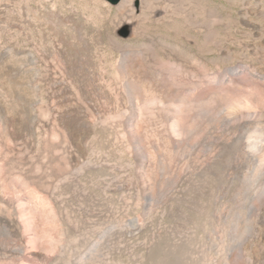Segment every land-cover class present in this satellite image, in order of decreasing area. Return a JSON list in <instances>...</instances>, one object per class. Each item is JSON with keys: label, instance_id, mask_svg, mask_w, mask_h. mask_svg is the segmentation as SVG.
I'll return each mask as SVG.
<instances>
[{"label": "rangeland", "instance_id": "rangeland-1", "mask_svg": "<svg viewBox=\"0 0 264 264\" xmlns=\"http://www.w3.org/2000/svg\"><path fill=\"white\" fill-rule=\"evenodd\" d=\"M171 1L150 0L139 17L104 0H0V264H259L254 217L241 196L254 172L229 183L230 171L210 164L213 137H231L225 117L213 125L221 131L206 119L184 130L178 114L166 124L142 105L182 95L176 79L197 83L193 97L205 92L203 80L177 70L171 59L179 50L207 66L209 93L236 98L237 110L254 109L241 95H264V74L249 73L264 62V0H205L207 37L188 20L201 22L203 11ZM129 21L135 31L124 36ZM159 58L173 62L170 72ZM248 111V121L264 115ZM263 148L264 139L262 157ZM203 159L207 166H198ZM197 170L178 196L177 180ZM7 218L19 222L17 233Z\"/></svg>", "mask_w": 264, "mask_h": 264}, {"label": "bare ground", "instance_id": "bare-ground-1", "mask_svg": "<svg viewBox=\"0 0 264 264\" xmlns=\"http://www.w3.org/2000/svg\"><path fill=\"white\" fill-rule=\"evenodd\" d=\"M168 1V0H167ZM171 1V0H170ZM174 0H172L171 2H173ZM190 1L189 3L194 4L195 7L199 8L200 10L203 11L204 13V19L200 22V20H196L195 17H192L190 16L189 17V23L192 24V25H195L199 28H202V30L204 31V36L207 37V35L209 34V23H210V18L207 16L209 15V6L208 4L206 3L205 0H188ZM185 2V1H184ZM135 3V4H134ZM150 0H121L120 3L118 4V7L119 9H126V8H130L132 13H136V12H140L141 16L139 17H143L146 15L147 13V10H150ZM175 3V2H173ZM133 4L135 5V7L133 8ZM189 5V4H188ZM192 5V8H194ZM172 6V5H170ZM170 6H167V7H164L162 10V14L165 16V18H167V20L169 19V11L171 10V7ZM173 7V6H172ZM175 7V6H174ZM177 8V7H176ZM153 10V9H152ZM156 10V9H155ZM177 10V9H175ZM179 10V8H178ZM178 10L176 12H178ZM173 12V10H171ZM180 11V10H179ZM182 11V10H181ZM155 12V11H154ZM179 13V12H178ZM177 13V14H178ZM172 15V14H171ZM179 15V14H178ZM192 15V14H191ZM136 16V15H135ZM174 16V15H173ZM187 16V15H186ZM185 16V17H186ZM210 16V15H209ZM172 17V16H170ZM207 17L209 19H207ZM132 18V17H131ZM164 18V17H163ZM181 18V17H180ZM163 20V19H162ZM166 20V19H165ZM167 20L165 23H167ZM174 20V19H173ZM134 21H129L128 22V27H129V31L131 33H133L135 31V28H134ZM176 22V21H175ZM174 22V23H175ZM182 22V21H180ZM186 22V21H185ZM172 23V22H171ZM188 23V22H187ZM186 23V24H187ZM184 24V23H183ZM127 25V24H126ZM190 26V25H189ZM260 30V29H259ZM134 34V33H133ZM151 37V36H150ZM149 39V38H148ZM153 40V38H152ZM156 44V43H155ZM161 44V43H160ZM163 43L160 45L162 46ZM173 46V45H172ZM151 47V46H150ZM165 47V46H164ZM169 48L171 46H168ZM160 48V47H158ZM163 50H165V52L167 53H170L169 49L168 48H163L161 47ZM147 49V48H146ZM145 49V50H146ZM148 50V49H147ZM146 50V51H147ZM173 50V48H172ZM145 51L144 54H146L147 52ZM159 51V50H158ZM177 52V51H176ZM175 53V52H174ZM152 54V52H151ZM154 54V53H153ZM157 55V54H156ZM165 55V54H164ZM168 55V54H167ZM150 55H148V59H150L151 57H149ZM170 57V55H168ZM174 56V55H172ZM143 57H146V56H143ZM160 57V56H159ZM168 58V61H170V58ZM172 58V57H171ZM154 59V57L152 58ZM160 59V58H159ZM189 56L185 55L184 53H182L181 51L178 50V54L176 53L175 56H174V59H171V60H174L176 63L174 65L177 66V70L180 71H184L185 73H188L190 74L192 77L191 78H195L197 80H203V83H205V87H206V90L205 92L202 94V95H199L198 97L196 96H192V92L194 91V89L196 88V85L197 83L196 82H188L189 80L187 79V82H182V81H179L176 80L173 82V85L176 89L178 90H181L179 94H182V95H179L175 100L173 99H170V97H168L169 95L171 94H168V96H166L164 98V94L163 95H160V96H163V100L162 98L158 99L157 97H153L154 100H151L150 101H147V102H144L143 103V107H142V110L144 109L146 112L148 111L150 114H152V112L156 114V112L160 113L161 116H159L160 118L162 119H165L166 120V124L168 123V118L170 119V117H176L178 119V115L180 117H182V119L179 120L178 124H176L177 126H180V129H184V130H192V127L194 128L195 125L198 126L201 122H203L204 119H206V121L208 122V125L211 129H217V127L219 128L220 126H218L217 124V127L213 128V125L216 124L215 122H218L220 119H222V117H225L226 121H223L224 122V126L225 128L228 130V132L231 134V137L229 140L227 141H221V140H218L217 137L214 139H212V141L210 143H214L216 144L217 146V154L214 155V159L210 162V164H222L221 167H222V170L224 171H230V174H229V177H227L228 179L231 180V182L229 183H232V182H236L237 180H239V174L241 172H243L244 170L247 171V172H250V171H253L254 172V175H250V178L247 177V179H245L244 181H242L243 183V191H241V196H242V200H243V204L244 205L243 207L245 208L246 207V211H248V213L252 214L253 217H254V223L255 224V238L257 240V246H258V249H257V261L259 264H264V157L260 156L259 155V148L261 146V141L262 139H264V115L263 113H260V115H258V118H255V120H252V121H248L247 119H244L242 118V114H244L245 112H254V111H264V95H251L250 94H247V95H241L243 101H247L248 104H252V108L254 109H245V107L243 108V110H237V107L236 105H234L233 103L236 102V98L234 99L235 102H230L231 100H233L231 98V100L229 101L226 97L222 96V95H216V94H213L214 92H211L209 93V91H211V86L210 85H213V81H211V76L209 75V71H208V68L207 66L198 61V60H195L194 58H191L192 61L189 60ZM261 59V58H260ZM145 60V58H144ZM151 60V59H150ZM150 60H146L147 62L150 61ZM155 60L158 62V59L155 58ZM259 61V60H258ZM257 61V62H258ZM263 59L258 63V69L259 70H256L254 68H256L255 65L254 67H250L249 68V73L250 74H254L257 72V74L261 75L262 73L264 74V62H262ZM152 62V61H151ZM149 62V63H151ZM156 62V63H157ZM195 62V63H194ZM149 63H146L145 65L149 64ZM159 63L161 64V68L162 70H166L167 72H170V70H168V68L170 67L169 64H172V63H168V62H164V61H159ZM153 62L148 65V66H153L152 65ZM147 66V67H148ZM157 67V65H156ZM172 67V66H171ZM173 68V67H172ZM160 69V68H158ZM248 69V68H247ZM161 70V69H160ZM176 70V71H177ZM253 70V71H252ZM239 69H234L232 70L231 74H239ZM175 72V70H174ZM172 73V72H171ZM179 73H182V72H179ZM173 75L175 76V74L173 73ZM177 75V74H176ZM182 75V74H181ZM187 75V74H186ZM189 75V76H190ZM158 76V75H157ZM156 76V77H157ZM179 76V75H178ZM162 77V76H161ZM160 77V78H161ZM166 77V76H165ZM176 77V76H175ZM180 78V77H179ZM194 79V81H196ZM161 80V79H160ZM159 80V81H160ZM165 80V78H164ZM182 80H185L184 78ZM192 80V79H191ZM186 81V80H185ZM162 82V81H161ZM164 82V81H163ZM172 81H170L171 83ZM199 83V82H198ZM165 84V83H164ZM172 86V85H171ZM173 87V88H174ZM164 88V87H163ZM166 88V86H165ZM169 88V86H168ZM160 90V89H159ZM168 90V89H167ZM172 90V89H171ZM175 90V89H173ZM172 90V91H173ZM264 92V91H263ZM157 93V92H155ZM162 93V92H161ZM160 93V94H161ZM163 93L166 94V92L163 91ZM176 93V94H177ZM175 94V93H173ZM264 94V93H263ZM240 95V94H239ZM238 95V96H239ZM159 96V95H158ZM172 96V95H171ZM147 97V98H149ZM240 97V96H239ZM146 98V99H147ZM241 99V98H240ZM238 99V100H240ZM241 99V100H242ZM158 100V101H156ZM237 100V102H238ZM145 101V100H144ZM240 103V102H239ZM238 103V104H239ZM243 103V102H242ZM245 103V102H244ZM52 107V106H51ZM240 107V106H239ZM243 107V106H242ZM54 108V107H53ZM239 109V108H238ZM242 109V108H240ZM48 110V109H47ZM52 110V109H51ZM145 114V113H144ZM154 114V115H155ZM178 114V115H176ZM219 114H221L222 116L220 117H217ZM173 115V116H172ZM175 115V116H174ZM152 116V115H151ZM187 116L189 117H193L192 120H190V124L188 125H185V120L187 119ZM196 116H199L197 119H195ZM228 116V117H227ZM153 117V116H152ZM151 117V119H152ZM157 117V116H156ZM147 118V117H146ZM149 118V117H148ZM150 119V120H151ZM160 120V121H163L161 122L164 123V120ZM175 119V118H174ZM231 119L234 120L235 122H233L234 124H231L228 126L229 123H227V120ZM147 120V119H146ZM156 120V119H155ZM168 120V121H167ZM158 121V120H157ZM173 121V120H172ZM172 121H170V123H172ZM177 121V120H174V122ZM148 122V121H147ZM151 122V121H149ZM148 122V123H149ZM155 122V121H154ZM173 122V123H174ZM229 122V121H228ZM151 124V123H150ZM158 124V123H157ZM160 124V123H159ZM164 124V125H166ZM169 124V123H168ZM172 125H175L172 124ZM221 125V124H220ZM171 126V125H170ZM162 127V125H161ZM178 128V127H177ZM221 128V127H220ZM218 129L221 131V129ZM224 128V129H225ZM163 129L165 130V126L163 127ZM166 129H167V126H166ZM207 129V128H206ZM205 129V130H206ZM223 129V128H222ZM163 130V131H164ZM169 130L173 131L172 130V127L169 128ZM208 130V129H207ZM217 130V131H218ZM215 131V130H214ZM216 131V132H217ZM223 131V130H222ZM162 132V130H161ZM168 132V131H167ZM193 132H196V131H193ZM203 132V131H202ZM213 132V131H212ZM210 132V133H212ZM164 133V132H163ZM166 133V132H165ZM175 133V132H174ZM181 133V132H180ZM184 134V132H182ZM197 133V132H196ZM168 134V133H167ZM186 134V133H185ZM189 133H187L188 135ZM209 134V133H207ZM172 135V134H171ZM175 135V134H173ZM177 135V134H176ZM179 135V134H178ZM183 135L181 134V137ZM192 136V135H191ZM205 136V135H204ZM208 136V135H206ZM205 136V137H206ZM210 136V135H209ZM200 137V136H199ZM183 138V137H182ZM189 138V137H188ZM192 138V137H191ZM201 138V137H200ZM199 138V139H200ZM208 138H211V137H208ZM174 140V139H173ZM171 140V143L172 141ZM188 140V139H187ZM182 141V139H181ZM208 141V140H207ZM175 142V141H173ZM191 143V142H190ZM205 143V142H204ZM207 143V142H206ZM174 144V143H173ZM172 144V145H173ZM202 144V143H201ZM198 145V144H197ZM200 145V143H199ZM175 146V145H174ZM209 146V145H208ZM2 147V146H1ZM193 147V146H191ZM201 147V146H200ZM191 150V148H189ZM201 149V148H200ZM206 149V147H205ZM264 149V148H263ZM202 150V149H201ZM261 151V150H260ZM173 152V151H172ZM189 152V151H187ZM205 152V151H204ZM203 152V154H204ZM190 153V152H189ZM178 159H181L183 158V156L185 155L184 153V150L182 149H178ZM187 155V154H186ZM191 155V154H190ZM202 155V154H201ZM188 156V155H187ZM192 157V156H190ZM188 156V159L190 158ZM3 158V157H2ZM212 158H213V155H212ZM192 159V158H191ZM210 159V158H209ZM183 160V159H182ZM186 160V159H185ZM183 160V161H185ZM207 160V159H206ZM206 160L204 161L203 159V163H200L202 165H198V166H203L204 162H206ZM211 160V159H210ZM180 161V160H179ZM209 160H207V163ZM199 162V161H198ZM197 163V162H196ZM160 164V163H159ZM193 165V164H192ZM195 166V163L193 165V167ZM207 166V165H206ZM209 166V165H208ZM159 168V167H158ZM197 167L195 166V169ZM206 168V167H205ZM164 169V167L162 168ZM186 169V167H185ZM194 169V168H193ZM197 169H200L199 167ZM203 169V168H202ZM209 169V168H208ZM207 170V169H206ZM220 170V169H218ZM193 171V170H192ZM200 170H197L196 172H186V173H183V175L177 180L176 182V185L175 188H177L176 192H178V196H182V194H184L185 192L183 191V186L186 185L188 182V177H191L192 175L196 174V173H199ZM217 171V170H215ZM207 171H205L204 173V176L206 174ZM165 173V171H164ZM203 173V172H202ZM217 173V172H216ZM227 173V172H226ZM211 174H213V171L211 172ZM169 175V174H167ZM197 175V174H196ZM203 175V174H202ZM207 175V174H206ZM210 175V174H209ZM222 175V173L220 174ZM225 172H224V175H222V178L225 177ZM166 176V175H165ZM215 176V175H214ZM218 176V174L216 175ZM227 176V175H226ZM245 176V175H244ZM252 176V177H251ZM170 177V176H169ZM165 178V177H164ZM163 178V181L165 182ZM174 178V177H173ZM200 178V177H199ZM211 178V177H210ZM221 178V176H220ZM221 178V179H222ZM166 179V178H165ZM168 179V178H167ZM218 179V177H217ZM225 179V178H224ZM241 179V178H240ZM212 180V179H210ZM216 180V179H215ZM227 179L224 180V184H225V181ZM169 181V180H168ZM176 181V180H175ZM198 181V180H197ZM220 181V180H219ZM218 181V182H219ZM174 182V181H173ZM172 182V183H173ZM217 182V183H218ZM186 183V184H185ZM194 183V182H192ZM227 183V181H226ZM241 183V184H242ZM189 184V183H188ZM234 184V183H233ZM237 184L239 185V183L237 182ZM163 185V184H162ZM212 185V183L210 184ZM219 185V184H218ZM217 184L215 186H218ZM229 186V185H228ZM226 187V186H225ZM239 187V186H238ZM241 187V186H240ZM171 189L173 188L170 187ZM186 188V187H185ZM215 188V187H214ZM164 189V188H163ZM165 189H168V188H165ZM164 189V190H165ZM229 189V188H228ZM234 189V188H233ZM162 190V188H161ZM170 190V189H169ZM185 190V189H184ZM230 190V189H229ZM228 190V191H229ZM173 191V190H172ZM171 191V192H172ZM227 191V192H228ZM235 191V190H234ZM162 192V191H161ZM160 192V193H161ZM168 192V191H167ZM184 192V193H183ZM233 192V190H232ZM175 193V191H174ZM214 194V193H213ZM224 194V192H223ZM226 194V192H225ZM228 194V193H227ZM232 194V193H230ZM234 194V193H233ZM239 194V193H238ZM216 195V193H215ZM214 195V196H215ZM222 195V194H221ZM162 196V195H161ZM163 197V196H162ZM167 197V196H166ZM164 196V198H162L163 200L162 201H167ZM222 197V196H221ZM238 197V196H236ZM2 198V197H0ZM170 198V197H169ZM168 198V200H170ZM174 198V197H173ZM172 198V200H173ZM182 198V197H181ZM235 198V197H234ZM165 199V200H164ZM175 199V198H174ZM171 200V201H172ZM233 200V198H232ZM235 200V199H234ZM240 200V199H239ZM220 201V200H219ZM239 202V201H238ZM229 203V202H228ZM1 204V203H0ZM166 204V202H165ZM162 205V204H161ZM232 205V204H231ZM238 205V204H237ZM163 206V205H162ZM241 206V205H240ZM13 208V207H12ZM165 208V207H164ZM163 208V210H164ZM168 208V207H166ZM165 208V209H166ZM239 209V208H238ZM242 209V208H241ZM9 210V208H8ZM12 210V214L15 213V209H14V212H13V209ZM167 210V209H166ZM244 210V209H243ZM241 211V210H240ZM165 212V211H164ZM167 212V211H166ZM243 212V211H242ZM247 213V214H248ZM11 212H9V216H10ZM11 214V215H12ZM236 214V213H235ZM246 213H244L245 215ZM248 214V216H250ZM229 216V215H228ZM227 216V217H228ZM11 217V216H10ZM166 217V216H165ZM221 218V217H220ZM250 218V217H248ZM252 218V216H251ZM250 218V219H251ZM8 219V223H9V226H10V230L12 233H17L18 231V228H19V222H17V220H13L11 218H7ZM242 220V218H241ZM248 220V219H246ZM244 222V219L242 220ZM241 221V223H242ZM250 221V220H248ZM135 221H133L134 223ZM209 222V221H207ZM238 222V221H237ZM225 223V222H224ZM240 223V224H241ZM135 224V223H134ZM235 224V223H234ZM252 224V223H251ZM239 225V224H238ZM248 225V224H247ZM230 226V225H229ZM246 227V225H245ZM250 227V226H249ZM253 228V225L251 226ZM173 229V228H172ZM223 229V228H222ZM250 229V228H249ZM252 230V229H251ZM240 231V230H239ZM243 232V231H242ZM249 232V231H248ZM252 233V232H251ZM241 234V233H240ZM15 235V234H14ZM17 235V234H16ZM243 236V235H242ZM252 237V236H251ZM180 238V237H179ZM242 238V237H241ZM228 242V241H227ZM1 244V242H0ZM92 244V243H91ZM241 245V244H240ZM239 245V246H240ZM254 246V245H253ZM242 248V245L240 246ZM94 248V247H93ZM243 249V248H242ZM17 252H20L21 248H16ZM90 250V249H89ZM241 250V249H240ZM243 251V250H242ZM244 253V252H243ZM255 253V252H254ZM249 254H250V250H249ZM0 255L3 256V250L0 249ZM243 255V254H242ZM248 255V254H247ZM239 256V255H238ZM247 256H244V258H246ZM255 257V256H254ZM242 258V257H241ZM249 259V258H248ZM246 259V261L248 260ZM253 259V258H252ZM227 260V259H226ZM256 261V260H255ZM86 263V262H85ZM246 263V262H245ZM248 263V262H247ZM82 264V263H81ZM244 264V263H243Z\"/></svg>", "mask_w": 264, "mask_h": 264}, {"label": "water", "instance_id": "water-1", "mask_svg": "<svg viewBox=\"0 0 264 264\" xmlns=\"http://www.w3.org/2000/svg\"><path fill=\"white\" fill-rule=\"evenodd\" d=\"M104 1L107 2L108 4L112 5V6H116L121 0H104ZM122 32H123L124 36L131 34L129 30L124 29V28H122Z\"/></svg>", "mask_w": 264, "mask_h": 264}]
</instances>
